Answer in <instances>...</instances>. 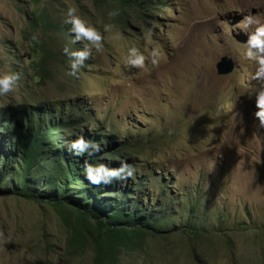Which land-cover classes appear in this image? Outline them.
<instances>
[{
  "label": "rangeland",
  "instance_id": "rangeland-1",
  "mask_svg": "<svg viewBox=\"0 0 264 264\" xmlns=\"http://www.w3.org/2000/svg\"><path fill=\"white\" fill-rule=\"evenodd\" d=\"M151 1L149 23L133 9L121 26L119 15L109 19L116 9L110 0H0V73L20 74L14 91L0 96V110L35 104L50 114L77 107L92 114L65 136L71 156V141L94 132L113 138L106 148L135 143L121 160L135 168L134 178L96 188L118 201L121 190L133 191L127 198H140L142 208L155 205V214L165 216L161 228L170 233L149 235L143 247L121 254V264H199L195 254L205 264H264V127L255 117L259 84L251 76L257 65L245 55L253 28L240 24L248 14L264 23V0ZM69 6L105 37L102 51L93 48L75 77L68 75L63 49L80 50L88 42L74 44L70 31L56 29L71 28ZM44 14L55 20L53 27L43 26ZM105 24L114 25L111 32H104ZM34 41L57 54L43 81L35 79L30 59ZM133 46L159 47L165 60L158 68L129 69L123 61ZM223 55L235 68L218 75ZM9 143L7 132L0 133V264H92V249L68 255V231L44 178H31L29 193L45 199L12 192L13 169L2 166ZM189 227L200 235L184 230Z\"/></svg>",
  "mask_w": 264,
  "mask_h": 264
},
{
  "label": "trees",
  "instance_id": "trees-1",
  "mask_svg": "<svg viewBox=\"0 0 264 264\" xmlns=\"http://www.w3.org/2000/svg\"><path fill=\"white\" fill-rule=\"evenodd\" d=\"M40 1L42 0H37ZM110 1L119 9L121 26L127 24L133 9L138 16L144 18L145 23L150 21L147 18L154 16L151 0ZM40 20L44 27L54 26L55 20L46 14L42 15ZM55 27L70 31V27L61 24ZM34 44L30 59L37 72L35 79L43 81L46 73L53 71L52 65L58 60L57 54L44 42L34 41ZM70 111L69 114L63 111L50 114L47 109L35 104H20L1 109L0 133L7 132L11 140L9 146L12 149L10 157L3 158L6 163L2 166L5 170L8 167L13 169L11 176L16 178L17 186L12 192L14 191L16 195L45 199L37 192L29 193L32 188L31 178L38 179L37 181L44 178L43 185L46 189L52 188L48 199L58 209L62 223L67 228L68 255L84 254L92 249L94 251L92 264H121V254L143 247L149 235L161 237L163 232L170 233L161 228L165 216L155 214V205H146L142 208L139 204L142 202L140 198L128 199L127 197L134 195L131 190H121L122 198L119 201L110 200L103 196V192L106 193L108 190L101 192L100 188L88 182L83 173L85 160L94 165L102 163L109 167H119L124 157L123 152L126 150L127 153L135 143L130 141L123 143L118 149L106 148L111 145L113 138L105 133L94 132L86 135L87 140L92 144L100 143L102 150L91 155L85 153L83 156H71L66 151L65 136L72 130L77 133L86 119L93 116L82 115L79 107ZM105 140L107 144H103ZM0 176V180L3 179V175ZM79 187L81 190H78ZM198 229L184 228L199 236ZM195 258L199 264H205L197 254Z\"/></svg>",
  "mask_w": 264,
  "mask_h": 264
},
{
  "label": "clouds",
  "instance_id": "clouds-1",
  "mask_svg": "<svg viewBox=\"0 0 264 264\" xmlns=\"http://www.w3.org/2000/svg\"><path fill=\"white\" fill-rule=\"evenodd\" d=\"M119 15V9L111 10L108 12L109 19ZM71 25L70 32L74 36L72 43L80 41H87L83 49L72 50L65 45L63 52L69 57L68 75L77 76L80 69L84 66V62L91 58L93 48L100 52L104 46V33L101 32L95 25L89 23L82 16L77 13V9L73 6L68 7L67 18L65 21ZM244 29L253 28L249 33L247 41V51L245 53L247 59L255 61L257 67L251 79L257 81L259 88L256 90V107L255 117L259 121V126L264 127V23L260 22L252 14L244 16L240 22ZM153 26L145 32L146 42L151 40L153 35ZM114 28L112 24L103 25L104 32H111ZM37 37L33 36V40ZM165 60L163 51L156 46L151 50L147 48L141 51L139 48L133 46L128 49L127 56L124 57V66L132 69L144 70L147 64L154 68H158L162 61ZM20 74L11 71L0 73V96H6L13 92L18 81ZM70 150L77 156H83L85 153L91 155L93 152L101 150L99 144H92L85 139L83 135L72 140L69 145ZM83 173L89 183L93 185L111 184L115 180H127L134 178L135 168L127 163L121 161L119 167H109L106 164H92L88 160L83 163ZM3 233H0V237Z\"/></svg>",
  "mask_w": 264,
  "mask_h": 264
},
{
  "label": "water",
  "instance_id": "water-1",
  "mask_svg": "<svg viewBox=\"0 0 264 264\" xmlns=\"http://www.w3.org/2000/svg\"><path fill=\"white\" fill-rule=\"evenodd\" d=\"M235 68V61L233 58L223 55L216 63V70L218 75L230 74Z\"/></svg>",
  "mask_w": 264,
  "mask_h": 264
}]
</instances>
